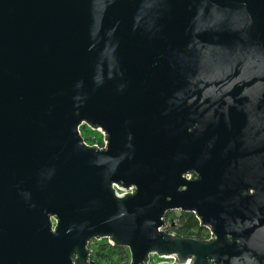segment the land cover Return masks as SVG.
Returning a JSON list of instances; mask_svg holds the SVG:
<instances>
[{
  "label": "water",
  "instance_id": "95a60500",
  "mask_svg": "<svg viewBox=\"0 0 264 264\" xmlns=\"http://www.w3.org/2000/svg\"><path fill=\"white\" fill-rule=\"evenodd\" d=\"M107 237L130 264H264V0H0V264Z\"/></svg>",
  "mask_w": 264,
  "mask_h": 264
},
{
  "label": "built area",
  "instance_id": "2783aa9c",
  "mask_svg": "<svg viewBox=\"0 0 264 264\" xmlns=\"http://www.w3.org/2000/svg\"><path fill=\"white\" fill-rule=\"evenodd\" d=\"M79 128H80V133L82 134L84 141L87 145H89V146L96 145L99 148H103V147L107 146L108 138H106V135H108V134L102 127L94 128L90 124L83 123V124H81V126ZM187 177L191 178L192 174L191 173L187 174ZM113 186L118 191V193H120V194H126L127 192H131V193L134 192V189H133L134 186L133 185L128 187V188H123L119 184L114 183ZM179 212H181V210H173V211H170L169 214L167 213V216L165 217V224L162 227V229H167V227L174 228V226L176 224V219H175V216H173V214L179 213ZM206 230H207V232L205 234L206 239L213 238V232H212L211 228L206 227ZM170 232H174V231H170ZM93 240H95V239H93ZM93 240H91L89 242V248H91L93 250V253H94L95 250L91 247V243L93 242ZM96 240H100L98 242H101V243L103 240H107V241H104V243L111 244L110 243V237L102 238V239L97 238ZM93 253H92V255H93ZM91 258H92V256H91ZM175 260H176V258L174 256H165V255L162 256V255H159L157 252H154V253L150 254L149 264H159V263H163V262L174 263Z\"/></svg>",
  "mask_w": 264,
  "mask_h": 264
},
{
  "label": "trees",
  "instance_id": "16d2710c",
  "mask_svg": "<svg viewBox=\"0 0 264 264\" xmlns=\"http://www.w3.org/2000/svg\"><path fill=\"white\" fill-rule=\"evenodd\" d=\"M169 213L170 211L168 214ZM173 216H175L176 224L174 228L167 227L168 230L174 231L181 235H191L201 239H206V227L201 226L200 220L196 213L181 211L179 213H174ZM125 254L126 251L123 247L113 246L109 243H101L97 256L100 260H108L113 259V257H117L116 264H125Z\"/></svg>",
  "mask_w": 264,
  "mask_h": 264
},
{
  "label": "rangeland",
  "instance_id": "374dc122",
  "mask_svg": "<svg viewBox=\"0 0 264 264\" xmlns=\"http://www.w3.org/2000/svg\"><path fill=\"white\" fill-rule=\"evenodd\" d=\"M98 241H100V240H93V242L91 243V247L96 251L97 250V248L99 247L98 245H99V242ZM103 241H105V240H103ZM124 249H125V251H126V254H125V257H126V263L125 264H130L131 263V260H132V258H131V252H130V249L128 248V247H123ZM101 261V264H109V260H104V259H101L100 260ZM111 261H112V264H116V261H117V257H113V259H111ZM157 261V260H156ZM98 264V263H97ZM124 264V263H123Z\"/></svg>",
  "mask_w": 264,
  "mask_h": 264
},
{
  "label": "flooded vegetation",
  "instance_id": "af4514ba",
  "mask_svg": "<svg viewBox=\"0 0 264 264\" xmlns=\"http://www.w3.org/2000/svg\"><path fill=\"white\" fill-rule=\"evenodd\" d=\"M105 241H107V240H105ZM102 243H104V241H102ZM99 247L97 248V250L96 251H94V253H93V255H92V258L90 259V261H91V264H101V261H100V259L98 258V256H97V254H98V251H99V249H100V246H101V242H99V245H98ZM99 259V260H98ZM110 262H109V264H112V261H111V259H108Z\"/></svg>",
  "mask_w": 264,
  "mask_h": 264
}]
</instances>
